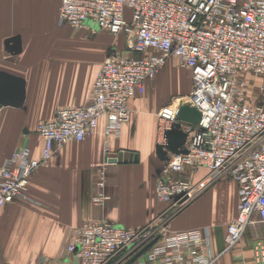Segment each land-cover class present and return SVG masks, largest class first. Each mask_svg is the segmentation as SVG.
<instances>
[{"label":"built area","instance_id":"built-area-1","mask_svg":"<svg viewBox=\"0 0 264 264\" xmlns=\"http://www.w3.org/2000/svg\"><path fill=\"white\" fill-rule=\"evenodd\" d=\"M58 15L61 24L91 34L124 35L132 55L105 59L88 105L60 108L39 123V157L26 148L5 159L0 210L27 198L32 176L56 148L86 140L102 120L107 139L119 136L132 120L131 101L145 95L148 83L174 58L191 73L193 87L157 114V145L167 157L155 190L165 210L139 229L86 222L76 229L68 252L80 264H125L159 237L131 264H216L239 247L251 225H264V0H62ZM186 105L201 114L199 123L178 119ZM174 128L187 134L179 153L168 149L167 132ZM105 150L108 160L107 144ZM220 178L238 184L240 202L225 249L214 257L209 230L170 234L168 227L175 213ZM106 185L103 169L94 205L111 200ZM255 258L264 264V240L257 241Z\"/></svg>","mask_w":264,"mask_h":264},{"label":"crops","instance_id":"crops-1","mask_svg":"<svg viewBox=\"0 0 264 264\" xmlns=\"http://www.w3.org/2000/svg\"><path fill=\"white\" fill-rule=\"evenodd\" d=\"M61 1L0 0V71L27 80L23 107L0 110V166L20 149L28 148L39 157L43 147L39 123L52 119L60 108L85 106L92 100L93 84L105 61L98 59L92 37L108 32L91 34L61 24ZM16 37L19 40L8 48L7 41ZM118 39L123 50L127 38ZM15 46L17 50L11 49ZM144 96L131 101L133 117L120 136L108 139L109 158L130 152L138 160L106 162L105 120L86 140L56 148L53 158L32 176L27 198L18 197L0 210V264H80L68 245L84 223L107 220L139 229L165 210L155 190L163 164L156 153L158 104L137 100ZM103 169L111 200L96 206L93 197ZM239 202L238 184L217 179L170 220L168 232L209 230L211 253L219 256ZM258 240H264V225H251L239 247L216 264H257Z\"/></svg>","mask_w":264,"mask_h":264},{"label":"rangeland","instance_id":"rangeland-1","mask_svg":"<svg viewBox=\"0 0 264 264\" xmlns=\"http://www.w3.org/2000/svg\"><path fill=\"white\" fill-rule=\"evenodd\" d=\"M92 38H94L96 42H93V43L91 42V45L95 46L97 56L100 61H103V59L105 60L106 58H108L109 56L113 54L123 55L122 54L123 50L125 52L126 51L129 52V54L127 52L126 53L124 52L126 56L132 55L130 54L129 50L125 49L127 40L124 43V49L122 50L123 46H121L120 44L121 42H119V39H118L119 37L116 38L108 33H102ZM192 87H193V80H192L191 73L188 70L180 67V65L178 64V61L172 58L169 60L168 64L161 70L158 76L153 81L149 82L145 96L137 100L143 102L144 100L148 99L150 104L152 103L158 104V107L156 108V111H155V115L157 117L159 110L163 106H165L166 104H170L171 102L174 101L175 98H181V97L188 95L190 91L192 90ZM108 139L106 138L105 144H107L108 147H110ZM105 149H106V146H105ZM162 167H163V164H162ZM197 199L198 197L195 200ZM180 211L175 213L174 216L176 217V215H178Z\"/></svg>","mask_w":264,"mask_h":264},{"label":"water","instance_id":"water-1","mask_svg":"<svg viewBox=\"0 0 264 264\" xmlns=\"http://www.w3.org/2000/svg\"><path fill=\"white\" fill-rule=\"evenodd\" d=\"M19 37L12 38L7 41V47L14 42H17ZM17 50L18 47L15 46L11 48ZM27 100V80L23 77L11 74L6 71H0V106L3 107H14L21 108ZM178 119L181 121H186L190 123H199L201 119V114L190 107L189 105L183 106L178 114ZM178 128L179 125H178ZM167 138L169 141L168 149L171 152L179 153L180 148L186 143L187 134L181 130L174 128L167 132ZM156 153L162 162L167 157V151L163 146L158 145L156 148ZM138 160V155L130 152H121L117 157H112L107 160L110 163H122V162H133ZM159 240V237L150 242L146 247H144L140 252L133 256L125 264H131L139 256H141L145 251H147L153 244Z\"/></svg>","mask_w":264,"mask_h":264}]
</instances>
